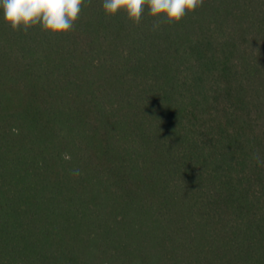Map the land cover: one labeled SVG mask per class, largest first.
I'll use <instances>...</instances> for the list:
<instances>
[{"label": "trees", "instance_id": "obj_1", "mask_svg": "<svg viewBox=\"0 0 264 264\" xmlns=\"http://www.w3.org/2000/svg\"><path fill=\"white\" fill-rule=\"evenodd\" d=\"M0 264H264V0H0Z\"/></svg>", "mask_w": 264, "mask_h": 264}]
</instances>
